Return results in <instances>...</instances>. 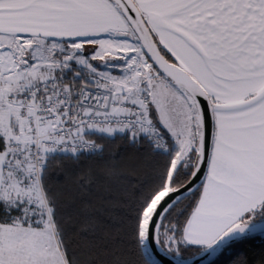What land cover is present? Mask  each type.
<instances>
[{
  "label": "snow or ice",
  "instance_id": "1",
  "mask_svg": "<svg viewBox=\"0 0 264 264\" xmlns=\"http://www.w3.org/2000/svg\"><path fill=\"white\" fill-rule=\"evenodd\" d=\"M257 240L264 0H0V264H264Z\"/></svg>",
  "mask_w": 264,
  "mask_h": 264
},
{
  "label": "trees",
  "instance_id": "2",
  "mask_svg": "<svg viewBox=\"0 0 264 264\" xmlns=\"http://www.w3.org/2000/svg\"><path fill=\"white\" fill-rule=\"evenodd\" d=\"M246 253L253 261H258L260 255L264 253V242L259 240L254 241L247 247ZM189 255H191V253H189Z\"/></svg>",
  "mask_w": 264,
  "mask_h": 264
}]
</instances>
